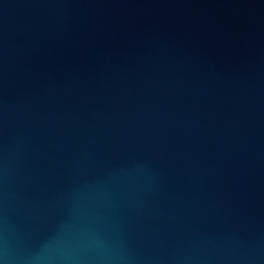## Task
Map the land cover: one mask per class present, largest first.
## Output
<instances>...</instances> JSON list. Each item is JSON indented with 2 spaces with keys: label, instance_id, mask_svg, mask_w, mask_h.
Here are the masks:
<instances>
[{
  "label": "water",
  "instance_id": "obj_1",
  "mask_svg": "<svg viewBox=\"0 0 264 264\" xmlns=\"http://www.w3.org/2000/svg\"><path fill=\"white\" fill-rule=\"evenodd\" d=\"M0 264H264V0H0Z\"/></svg>",
  "mask_w": 264,
  "mask_h": 264
}]
</instances>
